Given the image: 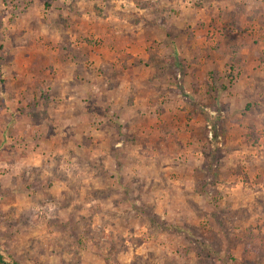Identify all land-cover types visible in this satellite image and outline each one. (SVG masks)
I'll use <instances>...</instances> for the list:
<instances>
[{
    "label": "rangeland",
    "instance_id": "rangeland-1",
    "mask_svg": "<svg viewBox=\"0 0 264 264\" xmlns=\"http://www.w3.org/2000/svg\"><path fill=\"white\" fill-rule=\"evenodd\" d=\"M243 37L264 0H0L4 258L264 264V64Z\"/></svg>",
    "mask_w": 264,
    "mask_h": 264
},
{
    "label": "crops",
    "instance_id": "crops-1",
    "mask_svg": "<svg viewBox=\"0 0 264 264\" xmlns=\"http://www.w3.org/2000/svg\"><path fill=\"white\" fill-rule=\"evenodd\" d=\"M254 28H255V26H254ZM257 30H259V28L257 27L256 28V31ZM260 31V30H259ZM237 41V40H236ZM249 42L250 44H252V45H257V44H259V50H254V53L257 55L256 56V58H260V60H261V62L264 64V37H252V39L249 37V38H246V37H243V38H239L238 39V42H237V47H238V49L240 50V49H242V50H244V49H247V48H250V47H247L246 48V46H244L243 44L245 43V42ZM245 47V48H244ZM252 48V47H251ZM237 52H238V50H237ZM243 54H244V52H243ZM242 54V55H243ZM245 55V54H244ZM244 58V57H243ZM246 106H248V103L246 104ZM234 121H236V122H240V121H238V119H234ZM264 126V125H263ZM259 139V138H258ZM261 139V138H260ZM238 141H240V143H243V137H240L239 139H238ZM257 143H259V140H258V142ZM261 148H262V146H260ZM235 153H237L238 155H240V156H242L244 153H243V150H236V152ZM251 153H253V152H251ZM250 155V154H249ZM253 156V155H252ZM246 157H248V156H246ZM246 159V158H245ZM244 159V161H246V165H253V163H254V161L250 158V156L247 158L248 160H245ZM258 162V161H257Z\"/></svg>",
    "mask_w": 264,
    "mask_h": 264
},
{
    "label": "trees",
    "instance_id": "trees-1",
    "mask_svg": "<svg viewBox=\"0 0 264 264\" xmlns=\"http://www.w3.org/2000/svg\"><path fill=\"white\" fill-rule=\"evenodd\" d=\"M0 264H18V263L15 260L7 261L4 258V256L0 253Z\"/></svg>",
    "mask_w": 264,
    "mask_h": 264
}]
</instances>
